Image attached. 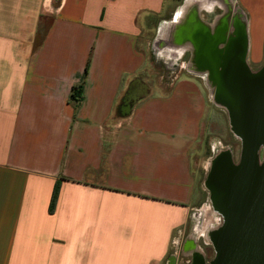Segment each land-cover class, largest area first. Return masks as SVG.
<instances>
[{
    "label": "crops",
    "instance_id": "crops-1",
    "mask_svg": "<svg viewBox=\"0 0 264 264\" xmlns=\"http://www.w3.org/2000/svg\"><path fill=\"white\" fill-rule=\"evenodd\" d=\"M253 2L0 0V264H174V246L201 254L195 244L211 242L219 219L210 207L192 214L196 168L208 123L223 115L194 78L149 86L141 42L180 9L185 24L208 27L219 10L238 14L247 47L242 6ZM206 212L207 228L190 235L192 215L200 228Z\"/></svg>",
    "mask_w": 264,
    "mask_h": 264
},
{
    "label": "water",
    "instance_id": "water-1",
    "mask_svg": "<svg viewBox=\"0 0 264 264\" xmlns=\"http://www.w3.org/2000/svg\"><path fill=\"white\" fill-rule=\"evenodd\" d=\"M242 58L241 52L236 58L239 76L230 75L234 60L223 62L224 85L216 92L241 150L238 165L229 153L216 156L208 174L206 186L222 216V225L211 235V264H264V63L250 74ZM219 185L224 192L217 190Z\"/></svg>",
    "mask_w": 264,
    "mask_h": 264
},
{
    "label": "rangeland",
    "instance_id": "rangeland-1",
    "mask_svg": "<svg viewBox=\"0 0 264 264\" xmlns=\"http://www.w3.org/2000/svg\"><path fill=\"white\" fill-rule=\"evenodd\" d=\"M242 9L246 11L248 17L246 61L253 69H258L264 63V0H256V2L250 3L247 9L243 6ZM184 11L187 10L180 9L173 15L172 20L176 21L175 24H170V19L169 21H160L155 32L149 34L148 39L146 40V38H144L141 42L143 45L142 48L148 58V67L143 73V79L151 87H154L155 84H160V87L166 88V84L181 76L194 78L196 81L199 80L202 82L208 80L206 75L197 78L191 71H189V65L192 64H190L188 55H185L182 58V56L176 52L175 48L167 45V48L165 49V47L161 46L164 43L172 42L173 37L177 38L176 32H179L178 30L181 27L180 25H185L184 18L182 17V13ZM181 31H183V28ZM156 37L159 38L157 39ZM184 47L185 45L180 46V48ZM221 75H223V71ZM202 91L204 92L210 108L222 113L223 118L221 120V126L218 127V125H216L217 123H214V121L218 122L219 118L217 119L216 115H213L210 120L211 122L208 123V130L206 131L207 135L201 139V158L198 161L196 168L195 186V192L200 198L199 202H196L195 204V209H198L199 211H192V214L195 216V213H202L201 210L203 207H210L211 212H214L219 219L217 226H215L219 228L222 225V216L213 207L211 201V191L206 186V179L208 177L213 159L216 156L227 154L230 151V146L233 147L235 152L234 156L237 158L240 153L241 143L231 130L229 113L226 108L220 104V101L217 98L216 90H210V88H207L206 86V88L202 89ZM212 121L213 124H211ZM233 162L235 163L234 159ZM217 190L219 191V189ZM193 215L188 228V233L190 235H192L195 230H201V228H198V222ZM203 242H209V245L207 246L208 248H203ZM211 243L212 242H210L205 235V237L200 238L195 244L196 247L200 246L202 249L200 253L203 256H206V259H211L215 254ZM187 248L194 249V247L190 245ZM191 256L187 254L182 247L179 249L178 246H174V248L169 251L168 262L172 259V261L175 262L174 264H190Z\"/></svg>",
    "mask_w": 264,
    "mask_h": 264
},
{
    "label": "flooded vegetation",
    "instance_id": "flooded-vegetation-1",
    "mask_svg": "<svg viewBox=\"0 0 264 264\" xmlns=\"http://www.w3.org/2000/svg\"><path fill=\"white\" fill-rule=\"evenodd\" d=\"M215 12H219L218 14L222 13L223 16H221V18H218L217 23L214 26L208 27L201 24L188 25V23H186L185 25H181V27L179 26V32H176L177 38L173 37V41L170 42V44L173 48L175 46L185 45V49L183 50V52L177 53H179L182 58L185 55H188L190 64H192L193 56L196 55V62L194 63V66L189 65V71H191L197 78L206 75V78H208V80L203 82L198 80V85L202 89H205L207 86V88H210V90L215 89L217 92L220 91L224 85V82L220 81V78L223 77L221 75L222 71L223 73H225L222 64L223 62H228L229 58H231V60H234V65L230 67V75L232 74L239 76L240 74V70L237 68L236 58L237 55L240 56L241 52L243 56L242 61H244L248 69V73L253 74L255 72H258L262 68L263 64L258 69H253L247 63V47L244 36V24L240 20L238 14L230 15V13L228 12H220L219 10ZM229 18H231L233 24V28L231 30L232 32L227 29L226 25V21ZM182 28L183 31H181ZM184 29H187V32ZM138 92V84L135 83L127 94L125 106H127L131 102V100L136 94H138ZM229 150L228 151L232 153L231 154L228 152L232 157V164L238 165L240 162V153L238 154V157L235 158L233 147L230 146ZM233 159L235 160V163L233 162ZM217 188L222 192H224L225 190L220 185L217 186ZM205 260L206 259H203L201 254L193 252L190 264H205ZM214 260L215 254L211 259H207L206 262L207 264H211Z\"/></svg>",
    "mask_w": 264,
    "mask_h": 264
},
{
    "label": "bare ground",
    "instance_id": "bare-ground-1",
    "mask_svg": "<svg viewBox=\"0 0 264 264\" xmlns=\"http://www.w3.org/2000/svg\"><path fill=\"white\" fill-rule=\"evenodd\" d=\"M183 50H184V48H180V51L181 52H183ZM196 55H194L193 56V60H192V65L194 66V63L196 62ZM209 80H211V79H209ZM206 214H207V219L205 218V217H203V214H201L202 215V218H201V222H200V224H201V232H203L206 228H207V225L210 223V221H211V217H210V215H209V212H206Z\"/></svg>",
    "mask_w": 264,
    "mask_h": 264
},
{
    "label": "trees",
    "instance_id": "trees-1",
    "mask_svg": "<svg viewBox=\"0 0 264 264\" xmlns=\"http://www.w3.org/2000/svg\"><path fill=\"white\" fill-rule=\"evenodd\" d=\"M79 95H80V90H79V88H78V87H74V88H72L71 98H72L73 100H76V99L79 98Z\"/></svg>",
    "mask_w": 264,
    "mask_h": 264
}]
</instances>
